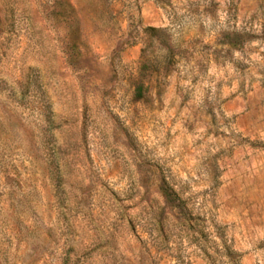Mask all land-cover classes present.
I'll use <instances>...</instances> for the list:
<instances>
[{"label": "rangeland", "instance_id": "obj_1", "mask_svg": "<svg viewBox=\"0 0 264 264\" xmlns=\"http://www.w3.org/2000/svg\"><path fill=\"white\" fill-rule=\"evenodd\" d=\"M0 264H264V0H0Z\"/></svg>", "mask_w": 264, "mask_h": 264}, {"label": "trees", "instance_id": "obj_2", "mask_svg": "<svg viewBox=\"0 0 264 264\" xmlns=\"http://www.w3.org/2000/svg\"><path fill=\"white\" fill-rule=\"evenodd\" d=\"M137 94L142 95L143 94V88L139 87ZM163 193L165 195V199L167 204L171 205L174 209H180L183 210V202L179 195L172 189L164 188Z\"/></svg>", "mask_w": 264, "mask_h": 264}]
</instances>
